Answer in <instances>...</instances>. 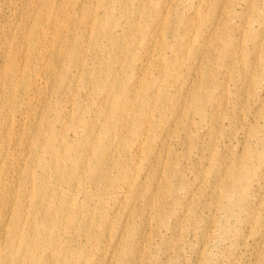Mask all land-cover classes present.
Here are the masks:
<instances>
[{"label":"bare ground","instance_id":"1","mask_svg":"<svg viewBox=\"0 0 264 264\" xmlns=\"http://www.w3.org/2000/svg\"><path fill=\"white\" fill-rule=\"evenodd\" d=\"M180 2L0 0V264H100L91 249L144 264L151 212L181 176L167 144L212 147L224 121L250 133L264 0ZM204 162L196 177L223 193L251 170L221 171L218 153Z\"/></svg>","mask_w":264,"mask_h":264},{"label":"rangeland","instance_id":"2","mask_svg":"<svg viewBox=\"0 0 264 264\" xmlns=\"http://www.w3.org/2000/svg\"><path fill=\"white\" fill-rule=\"evenodd\" d=\"M191 3L196 5L197 0H181L178 8L182 10L185 4ZM1 20H5L3 10L0 11ZM155 76L156 73L151 78ZM251 90V98L244 107L247 112L243 113L245 126L250 129L246 137L234 136L228 128L229 123L224 121L220 136L212 147L197 145L189 148L176 140L167 144L169 152L179 161L181 176L167 182L166 186L174 185L175 192L161 196L165 199L157 211L158 218L150 208V239L144 264H264V183L253 178L264 171L263 156L253 167L243 163V155L247 152L254 158L264 153V116L253 115L259 111L264 115V107L257 109L254 106L256 102H264V64L256 69ZM230 106H236L235 94L228 99L226 114ZM209 153L221 156V162L216 163L221 171H228L230 162H240L251 169L248 177L236 180L235 190L227 193L222 192L223 184L217 178H197V174L205 169L204 160ZM132 169L138 173L140 167L132 165ZM141 181L140 178L136 184ZM144 203L142 198L138 206L142 207ZM111 205L106 206L109 212ZM113 213L110 212V217ZM143 216L141 213L133 217L132 225L139 227L141 222L148 220ZM95 236L98 242L107 240L102 230ZM89 253L95 263L126 264L123 258L111 259L93 249Z\"/></svg>","mask_w":264,"mask_h":264}]
</instances>
